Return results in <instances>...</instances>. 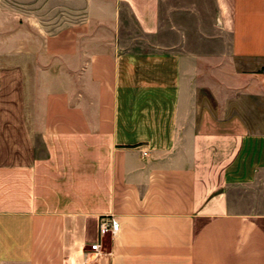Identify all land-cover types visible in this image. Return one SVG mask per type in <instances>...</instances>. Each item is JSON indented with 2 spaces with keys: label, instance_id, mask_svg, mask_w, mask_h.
<instances>
[{
  "label": "crops",
  "instance_id": "0c3cea01",
  "mask_svg": "<svg viewBox=\"0 0 264 264\" xmlns=\"http://www.w3.org/2000/svg\"><path fill=\"white\" fill-rule=\"evenodd\" d=\"M45 1L0 0V264H264V0Z\"/></svg>",
  "mask_w": 264,
  "mask_h": 264
},
{
  "label": "rangeland",
  "instance_id": "374dc122",
  "mask_svg": "<svg viewBox=\"0 0 264 264\" xmlns=\"http://www.w3.org/2000/svg\"><path fill=\"white\" fill-rule=\"evenodd\" d=\"M193 2V1H192ZM44 6H47V8L44 9V13L43 18L44 20H46L47 22H60L61 19H63L65 17V15L61 14L60 7L62 6L58 1L55 0H48L45 1ZM192 4V3H191ZM194 18V17H193ZM180 22H183L184 27L186 26V32L188 33L189 36H193L194 35V25L195 22L189 18H186L185 21L184 19L181 17H179L177 14L176 15H171L169 16V14H167L166 18L164 19V24L166 25V27H168V24H174L177 23L179 24ZM186 22V23H184ZM173 33H177L176 30L172 31V34H170L171 38L174 39L176 36L173 35ZM169 35V34H168ZM140 37H142L140 35Z\"/></svg>",
  "mask_w": 264,
  "mask_h": 264
},
{
  "label": "built area",
  "instance_id": "2783aa9c",
  "mask_svg": "<svg viewBox=\"0 0 264 264\" xmlns=\"http://www.w3.org/2000/svg\"><path fill=\"white\" fill-rule=\"evenodd\" d=\"M262 76L264 78V72L262 73ZM120 230V224L119 222L111 216H104L101 217L98 221V232L100 241L93 244L91 246V252H93L96 256L100 254L101 249V239L111 236L114 237L119 233Z\"/></svg>",
  "mask_w": 264,
  "mask_h": 264
}]
</instances>
